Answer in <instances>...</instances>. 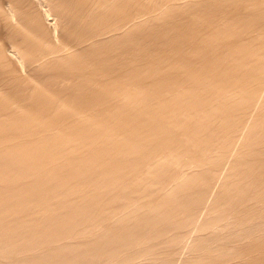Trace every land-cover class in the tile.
<instances>
[{"label": "bare ground", "instance_id": "bare-ground-1", "mask_svg": "<svg viewBox=\"0 0 264 264\" xmlns=\"http://www.w3.org/2000/svg\"><path fill=\"white\" fill-rule=\"evenodd\" d=\"M0 264H264V0H0Z\"/></svg>", "mask_w": 264, "mask_h": 264}]
</instances>
